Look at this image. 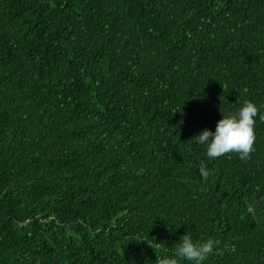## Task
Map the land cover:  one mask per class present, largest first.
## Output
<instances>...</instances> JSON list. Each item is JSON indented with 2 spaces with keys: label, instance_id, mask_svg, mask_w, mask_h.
Here are the masks:
<instances>
[{
  "label": "trees",
  "instance_id": "obj_1",
  "mask_svg": "<svg viewBox=\"0 0 264 264\" xmlns=\"http://www.w3.org/2000/svg\"><path fill=\"white\" fill-rule=\"evenodd\" d=\"M245 101L264 0H0V264H264V122L246 161L191 139Z\"/></svg>",
  "mask_w": 264,
  "mask_h": 264
},
{
  "label": "clouds",
  "instance_id": "obj_2",
  "mask_svg": "<svg viewBox=\"0 0 264 264\" xmlns=\"http://www.w3.org/2000/svg\"><path fill=\"white\" fill-rule=\"evenodd\" d=\"M221 113L222 118L217 122L214 132L204 129L191 139L205 146L208 160H215L231 153H236L241 160H248L254 151L256 117L264 122V113H261L251 101H245L235 114L225 116L222 111ZM200 172L205 179L209 175L203 161L200 164ZM219 244V240L212 238L194 242L191 235L186 232L180 237L174 256L172 258L157 256L156 264H179V260L204 264L214 250H217V254H222L217 247Z\"/></svg>",
  "mask_w": 264,
  "mask_h": 264
}]
</instances>
